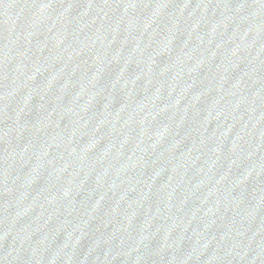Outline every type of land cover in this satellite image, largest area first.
Wrapping results in <instances>:
<instances>
[{
    "label": "water",
    "instance_id": "water-1",
    "mask_svg": "<svg viewBox=\"0 0 264 264\" xmlns=\"http://www.w3.org/2000/svg\"><path fill=\"white\" fill-rule=\"evenodd\" d=\"M0 264H264V0H0Z\"/></svg>",
    "mask_w": 264,
    "mask_h": 264
}]
</instances>
